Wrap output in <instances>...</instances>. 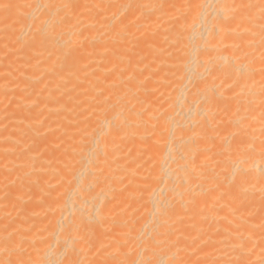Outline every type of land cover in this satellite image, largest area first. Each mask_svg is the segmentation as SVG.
Returning a JSON list of instances; mask_svg holds the SVG:
<instances>
[{
  "label": "bare ground",
  "instance_id": "6f19581e",
  "mask_svg": "<svg viewBox=\"0 0 264 264\" xmlns=\"http://www.w3.org/2000/svg\"><path fill=\"white\" fill-rule=\"evenodd\" d=\"M0 264H264V0H0Z\"/></svg>",
  "mask_w": 264,
  "mask_h": 264
}]
</instances>
